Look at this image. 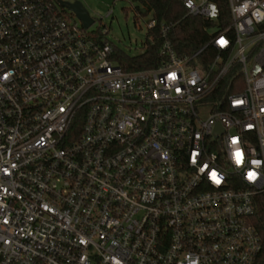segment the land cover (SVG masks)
Segmentation results:
<instances>
[{
	"label": "built area",
	"instance_id": "1",
	"mask_svg": "<svg viewBox=\"0 0 264 264\" xmlns=\"http://www.w3.org/2000/svg\"><path fill=\"white\" fill-rule=\"evenodd\" d=\"M179 1L204 43L161 25L128 70L65 1L0 0V264H264V0Z\"/></svg>",
	"mask_w": 264,
	"mask_h": 264
},
{
	"label": "trees",
	"instance_id": "2",
	"mask_svg": "<svg viewBox=\"0 0 264 264\" xmlns=\"http://www.w3.org/2000/svg\"><path fill=\"white\" fill-rule=\"evenodd\" d=\"M133 4V12L137 16L151 15L157 22L151 33L155 37V43H148L144 51L134 55L115 48L120 63L125 69H139L150 67L157 62V48L161 42V25H170L169 38L179 52L192 53L206 40L207 34L204 26L210 22L199 16L186 15V11L179 0H130ZM100 29H98L99 31ZM253 223L260 232L264 245V203L260 205ZM264 254V250H263Z\"/></svg>",
	"mask_w": 264,
	"mask_h": 264
},
{
	"label": "rangeland",
	"instance_id": "3",
	"mask_svg": "<svg viewBox=\"0 0 264 264\" xmlns=\"http://www.w3.org/2000/svg\"><path fill=\"white\" fill-rule=\"evenodd\" d=\"M71 2L74 0H62ZM93 19L91 29H107L105 38L128 55L144 51L151 15L136 16L130 0H78Z\"/></svg>",
	"mask_w": 264,
	"mask_h": 264
},
{
	"label": "water",
	"instance_id": "4",
	"mask_svg": "<svg viewBox=\"0 0 264 264\" xmlns=\"http://www.w3.org/2000/svg\"><path fill=\"white\" fill-rule=\"evenodd\" d=\"M69 10H71L83 23L84 27H89L93 23V19L89 16L87 9L78 0L71 2H63Z\"/></svg>",
	"mask_w": 264,
	"mask_h": 264
}]
</instances>
